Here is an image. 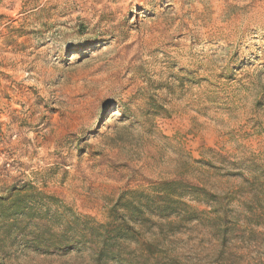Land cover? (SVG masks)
Returning <instances> with one entry per match:
<instances>
[{"label": "rangeland", "instance_id": "1", "mask_svg": "<svg viewBox=\"0 0 264 264\" xmlns=\"http://www.w3.org/2000/svg\"><path fill=\"white\" fill-rule=\"evenodd\" d=\"M169 181L216 196L239 239L221 257L207 229L173 222L131 249L264 264V0H0V196L28 184L105 224L122 193Z\"/></svg>", "mask_w": 264, "mask_h": 264}, {"label": "trees", "instance_id": "2", "mask_svg": "<svg viewBox=\"0 0 264 264\" xmlns=\"http://www.w3.org/2000/svg\"><path fill=\"white\" fill-rule=\"evenodd\" d=\"M152 110L165 112L161 106ZM200 205L208 209L198 210ZM107 219L100 224L77 216L55 200L48 202L31 185L16 186L0 196V264L11 251L62 257L88 252L89 264H172L158 258L149 246L133 250L130 245L139 244L141 231L162 230L173 222L196 224L211 233L222 257L240 233L216 196L178 181L162 183L151 194L122 193L108 210ZM257 219L248 217L245 222L258 223Z\"/></svg>", "mask_w": 264, "mask_h": 264}]
</instances>
